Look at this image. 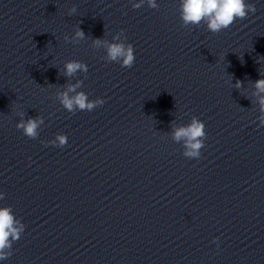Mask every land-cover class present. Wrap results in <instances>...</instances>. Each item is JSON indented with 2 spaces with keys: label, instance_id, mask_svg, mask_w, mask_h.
<instances>
[{
  "label": "clouds",
  "instance_id": "9594fccd",
  "mask_svg": "<svg viewBox=\"0 0 264 264\" xmlns=\"http://www.w3.org/2000/svg\"><path fill=\"white\" fill-rule=\"evenodd\" d=\"M147 5L152 9H157L159 5L156 0H146ZM145 3V0H139L138 3H133L134 9H139ZM181 20L184 25H198L202 21L207 22L208 30L212 33L229 28L236 20L245 19L249 13L257 11L254 4L246 3V0H181ZM76 12L75 6L69 10V15ZM123 32V30H121ZM85 33L77 27L75 32L76 39H84ZM96 46L106 44V54L109 61H118L121 67L131 68L135 62L133 45L128 43H112L100 39L93 42ZM241 62L243 60L241 59ZM65 75L72 76L77 71L88 72L87 64L70 60L65 64ZM82 82H77L75 85H69L67 91L59 94V99L63 107L74 112L75 108L81 111H92L97 106L103 105V99L89 101L84 92H80L75 96L70 97L68 93L75 92L77 87H80ZM243 82L237 80L236 87H242ZM257 93H264V79L255 81ZM261 110L264 111V96L260 97ZM39 119L29 118L27 121H21L16 125L17 129L22 130L23 134L29 139H37L38 127L41 123ZM264 123V121H262ZM173 137L176 141L185 140V151L183 156L189 159H198L201 156V149L205 147L206 131L205 124L195 116L191 123L187 126L177 128ZM68 142V137L65 134L57 136L55 141L47 143L56 146L64 147ZM3 194L0 193V199H3ZM10 207H0V261L7 259L12 255V244L18 241L24 232L25 226L19 224ZM217 243V240L213 241Z\"/></svg>",
  "mask_w": 264,
  "mask_h": 264
}]
</instances>
